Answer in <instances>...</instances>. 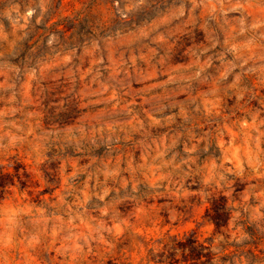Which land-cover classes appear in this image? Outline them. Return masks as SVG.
<instances>
[{"label": "rangeland", "instance_id": "1", "mask_svg": "<svg viewBox=\"0 0 264 264\" xmlns=\"http://www.w3.org/2000/svg\"><path fill=\"white\" fill-rule=\"evenodd\" d=\"M40 6L41 0H0V112L17 110L15 117L5 119H26L37 134H42L49 142L103 141L110 146L111 153L104 152L91 159L109 167L118 163L123 179L130 183L136 181L142 191L146 185L165 177L162 183L166 190L178 196L177 189L182 183L184 198L194 206L193 215L199 216L200 224L205 221L211 198L225 196L234 208L228 234H249L256 245L248 244L242 249L254 248L258 256L256 261L264 264V215H261L264 207H260L264 198L258 195L264 190V179L250 176L244 185L232 190L231 197L226 192H217L204 204L187 177L194 166L185 163L190 153L184 151L198 148L199 151L192 155L201 166H210L213 162L219 164L225 154L231 160L238 156L244 162L246 174L251 173L244 153L250 150L253 156L259 155L260 163H264V137L260 138L257 149L258 133L252 130L249 133L251 139L245 145L243 134L234 125L237 119L251 122L255 111H260L259 119H264V110L257 108L255 101L234 112L231 110L234 106L230 105L224 112V118L230 123L222 129L221 143L225 147L221 149L215 139L210 145L203 140L209 131L213 137L217 135L216 125L201 115H195L191 123L180 118L175 105H188V94L174 90L169 93L167 88L162 91L159 87L169 73L184 74L197 59L204 63L210 55L208 50L217 53V58L231 62L234 59L232 47L246 43L248 38L247 34L235 35L234 30L264 19V6L259 0L239 12L233 10L223 14L217 10L216 19L208 24L204 23V7L192 12L187 0H147L145 4H140L139 0H116L114 6L105 0H51V15L43 27L34 22ZM232 7H236L235 0ZM181 8L184 16L178 21ZM127 16V20L134 16L139 24L124 29L119 21ZM63 31H66L65 36ZM27 39L33 47L20 69L10 59L23 48L22 43ZM253 51L258 52L259 48ZM217 58L213 59L214 64ZM258 63L249 61V70L254 71ZM247 79L257 95L264 97V87L258 85L256 77ZM165 94L175 96L171 113L176 119L165 122L166 112L161 124H152L149 100L152 96ZM207 100L213 101L214 97L209 94ZM196 103L202 112L204 102L198 100ZM249 108L253 110L251 113ZM260 130L264 132V125H260ZM233 134L237 137L235 146L240 148L235 155L228 152ZM209 149L212 155L206 156ZM13 155L19 156L20 152ZM88 163L87 156L70 155L64 162L62 174L82 170ZM95 176L97 179L88 185V191H84L83 180L69 181L66 187L62 179L55 185L33 179L28 172L27 160L23 162V171L3 167L0 185L9 184L11 188L10 195L0 200V232L15 239L22 226L25 235L40 237L44 234V240L36 250H29L27 259L32 264H73L77 258L71 249L65 248L62 239L65 233L55 238L53 234L59 223L69 219L77 232L86 233L87 229L77 217L98 218L91 205L97 203L93 190H98L97 184H103L101 168L96 169ZM49 187L53 190L47 191ZM204 187L201 183L199 190ZM85 196L92 197L88 204H83ZM163 202V198L154 197L145 201L146 209H151V219H145L141 228L145 236L125 244L115 253L107 246L93 242L91 250L85 248V254L77 264H122L126 258L136 263L145 252L141 240H158L160 231L164 235L196 231L201 239L214 234V226L210 223L203 227L195 219L172 223L166 216L157 215ZM10 224L16 226L14 230L9 228ZM206 231L210 234L206 235ZM20 243H25L23 236H20ZM19 251L24 252V248ZM0 264H24V259L16 254L13 246L5 250Z\"/></svg>", "mask_w": 264, "mask_h": 264}, {"label": "clouds", "instance_id": "2", "mask_svg": "<svg viewBox=\"0 0 264 264\" xmlns=\"http://www.w3.org/2000/svg\"><path fill=\"white\" fill-rule=\"evenodd\" d=\"M147 0H139L140 4H145ZM183 2V0H182ZM188 6L192 12L201 6L206 10L205 24L210 20L216 19L217 10L220 13L226 14L229 11L239 12L248 5L257 3V0H235L236 7H232L233 0H187ZM261 6H264V0H259ZM51 0H41V6L35 12V24L43 27L50 17ZM184 16V10L177 14V19ZM150 18V17H149ZM243 23V20L240 21ZM264 19L251 21L243 28L234 30V34L238 36H245L247 34V41L244 44H236L232 47L234 59L229 62L226 58H217V53L208 50L210 55L206 57L204 63H200L199 59L193 62V66L184 74L169 73L166 81L159 87L163 91L168 89L169 93L173 90L175 93H187L190 103L188 105L177 103L175 107L178 109L180 118L188 123H191L195 115H201L209 123L216 125L217 135L213 137L212 132L209 131L206 137L203 138L204 142L208 145L215 139L217 146L223 149L225 146L221 143L225 129L229 126L230 120L224 118V112L229 110V106H234L231 110L234 112L237 109H245L248 105L256 102L257 108L264 110V97H259L255 88L248 83V77L255 76L258 85L264 87ZM163 39V37H161ZM259 48V51L253 49ZM247 52V55L245 53ZM217 58V63L214 64L213 59ZM259 62L254 71H250L248 62ZM207 89V92H202L201 89ZM212 95L213 101H208L207 96ZM175 96L165 94L164 96H152L149 100V108L151 109L150 122L152 124H161L164 120L165 113L167 112V120L165 122H174L176 117L171 113L173 108L172 101ZM203 101V111L197 106V101ZM253 110L248 109L251 113ZM16 109L8 112H0V170L3 167L12 168L16 167L18 170L23 171V162L27 160L28 172L33 175V179L47 182L48 184L55 185L59 179L63 180L64 185L67 187L69 181L75 183L83 180L84 191H88V185L96 180L95 172L97 168L102 169L103 184H97L98 190H93V195L97 203L91 207L98 213V218L93 220L92 217L80 216V224H83L87 229L85 232H77L72 219L67 222L59 223L54 230L53 238L65 233L62 239L66 249H71L72 255L77 260L73 264H77L78 259L85 254V248L91 250L92 243L98 246H107L115 253L119 248L124 247L125 244L137 240L146 235L141 231L143 221L151 219L149 213L151 209H146L145 201L150 198L164 199L160 208L157 210V215H163L169 221L175 223L177 220H191L195 219L200 224L199 216L193 215V205L190 201L184 198V185L177 189L179 195L170 194L166 190L165 185L162 183L165 177L160 180L146 185L144 190L136 182L131 183L123 179L121 169L117 163L114 167H109L107 164L96 163L91 159L94 155H102L104 152L111 153V148L103 141L93 140L84 143H64L59 141L49 142L46 141L42 134L38 135L36 129L27 120H6L8 116L15 117ZM260 111H255L251 122L247 119H237L236 124L239 132L243 134L245 145L251 139L250 132L255 130L258 135L256 136V147L259 149V141L264 137V132L260 130V125H264V119H259ZM259 121V122H258ZM139 123V121H137ZM135 127V125H133ZM111 131V129H109ZM236 135L233 134L232 142L228 147V152L233 155L240 152V148L235 146L234 141ZM19 151L20 155L15 156L13 153ZM190 153L189 159L185 161L186 164L193 165L194 167L187 173L188 179L192 182V188L198 190L197 197L204 204H207L208 199L217 192H226L231 197L232 190L244 185L250 176H255L264 179V163H260L259 155L253 156L250 150L245 151L244 155L248 158L251 173L246 174L244 162L237 156L235 160H231L227 154L224 160L216 164L213 162L210 166H201L197 164L195 154L199 151L198 148L184 149ZM70 155L87 156L89 163L86 168L82 170H73L70 175L62 174V167L65 160ZM205 155H212L211 150L205 152ZM233 164L234 166H228ZM179 183V182H178ZM201 183L205 186L204 190L201 188ZM11 185H0V200H4L10 195ZM51 187L47 191H52ZM260 198H264V190L259 194ZM137 197H140L139 199ZM92 200L91 196H85L83 204H88ZM247 197H245V202ZM179 201V203H177ZM83 204L81 207H83ZM246 205H238V207ZM260 207H264L261 204ZM135 209V210H134ZM259 213V208L256 209ZM176 213H180L179 215ZM261 215H264L262 213ZM209 223L205 220L204 224ZM15 225L10 224V229H15ZM153 227H156L153 225ZM205 234H210L205 232ZM162 241L168 239L162 231L158 233ZM20 236L24 237V244L20 243ZM44 240V234L40 237L25 235L24 229L21 226L19 234L13 239L10 234L0 232V260L3 259L5 250L15 247L16 254L24 259V264H32L27 259L29 250L33 252L37 246ZM251 236L247 233L243 235L233 234L229 239L224 236H218L214 241L213 252L220 250L221 244L233 243L235 246L244 248L252 243ZM153 244L156 241H152ZM23 247L24 252L19 249ZM203 251V249H198ZM241 264H259L254 258L247 256L240 257ZM209 264H213L210 260Z\"/></svg>", "mask_w": 264, "mask_h": 264}, {"label": "trees", "instance_id": "3", "mask_svg": "<svg viewBox=\"0 0 264 264\" xmlns=\"http://www.w3.org/2000/svg\"><path fill=\"white\" fill-rule=\"evenodd\" d=\"M105 1L114 6L116 0ZM127 19L128 16L119 21L124 29L128 30L139 24V20H136L134 16H131L130 20ZM63 33V36H65L66 31H63ZM29 42V39L25 40L22 43L23 48L18 49L16 54L10 59V62L19 66L20 69H23L28 52L33 47ZM18 177L20 178V176ZM233 211L234 208L228 204V199L225 196H214L211 198L210 206L204 215V219L214 226V234L211 237L201 239L196 231H191L182 235L166 234L167 240H153L156 241L155 244L152 243V240H141L145 247V252L139 261L135 263L126 258L122 264H209L210 260L213 264H241L240 257L244 256L245 253L256 261L258 256L254 248L243 250L233 243H222L220 250L217 252L212 251L215 246L214 241L218 236H224L225 239H229L228 226L232 219ZM250 244L256 245L254 242ZM198 249H203V251ZM109 264L119 263L109 262Z\"/></svg>", "mask_w": 264, "mask_h": 264}]
</instances>
